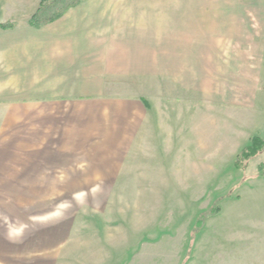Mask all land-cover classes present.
Segmentation results:
<instances>
[{
	"label": "crops",
	"instance_id": "obj_1",
	"mask_svg": "<svg viewBox=\"0 0 264 264\" xmlns=\"http://www.w3.org/2000/svg\"><path fill=\"white\" fill-rule=\"evenodd\" d=\"M40 2L0 0V23L16 26L0 28V195L145 194L140 190L152 184L141 181L154 180L153 167L164 169L175 155L188 178L191 171L196 180L210 172L230 178L198 209L192 227L231 193L198 235H187L177 264H264V176L231 192L242 178L239 152L257 133L263 137L245 120L264 121V110H243L240 122L235 111L234 124L222 127L220 105L209 104L212 116L205 105L214 84L237 82L241 60H222L216 41L223 17L225 31L237 30L242 13L223 8L222 0H85L34 28L29 20ZM241 64L252 82V66ZM116 78H132L133 93L111 91ZM163 85L172 88L164 103ZM222 159L224 171L206 170ZM248 184L257 187L242 192ZM64 221L47 225L40 214L17 226L0 220V244L54 247Z\"/></svg>",
	"mask_w": 264,
	"mask_h": 264
},
{
	"label": "rangeland",
	"instance_id": "obj_2",
	"mask_svg": "<svg viewBox=\"0 0 264 264\" xmlns=\"http://www.w3.org/2000/svg\"><path fill=\"white\" fill-rule=\"evenodd\" d=\"M222 3L223 8L241 12L242 16L237 30L225 31L229 20L223 17L221 21L220 40L216 38L221 44V59L232 57L248 61L253 70L252 82H247L246 71L238 61L237 82L220 81L212 86L214 95L207 93V113L209 111L211 116L214 113L209 104L220 105L221 114L216 112V119L224 127L234 124L230 117L235 111L240 122L246 119L241 111L253 109L257 113L264 110V0H222ZM108 87L117 93H133L134 81L132 78H116ZM167 91L172 92V88L166 89L163 85L164 93L159 95L163 103ZM189 97L190 102L197 101L193 95L189 94ZM245 121L248 130L263 129L261 137L264 138V121L256 117L253 123L249 118ZM208 142L209 139L207 149H210ZM221 151L224 155V146ZM226 157L224 155L223 159ZM223 159L222 163H207L206 170H213L215 166L216 170L222 168L224 171ZM180 161L181 158L174 155L167 158L162 165L164 169L153 167L151 176L156 178L141 181L152 184L151 189L140 190L147 191L145 194H131L132 189L129 190L131 193L127 190L130 194L117 196H23L14 194L19 190L13 189L10 190L13 195H0V220L14 226L22 219L32 221L37 214L40 219L45 218L47 225L66 220L61 244L45 250L38 248L35 242L0 244V264H177L184 239L188 234L198 235L205 226L198 233L193 232L192 221L198 209L208 205L213 191L227 187L230 182L229 176L215 179L211 172L206 173L203 180H196L192 178L191 170L188 178ZM261 163H264V153L252 159L246 171L237 168L240 170L238 176L242 178L231 192L238 190L247 180L256 178L254 175ZM246 176L248 178L244 180ZM255 187L248 184L241 190L244 192ZM70 236V242H66Z\"/></svg>",
	"mask_w": 264,
	"mask_h": 264
},
{
	"label": "trees",
	"instance_id": "obj_3",
	"mask_svg": "<svg viewBox=\"0 0 264 264\" xmlns=\"http://www.w3.org/2000/svg\"><path fill=\"white\" fill-rule=\"evenodd\" d=\"M84 1L85 0H41L38 9L30 17L29 25L34 28H41L47 24L53 23L63 17L70 9L77 7ZM15 27L13 23H0V28L3 30L14 29ZM262 153H264V138L257 133V135L251 138L250 144L245 146L238 154L235 165L238 169L246 171L249 162ZM263 176L264 163H261L254 177ZM247 178L246 176L244 180ZM230 195L231 194L228 193L227 195L218 197L211 208L199 214L193 228L195 234L203 228L207 219L221 212L222 199ZM194 236L195 235H193V237Z\"/></svg>",
	"mask_w": 264,
	"mask_h": 264
}]
</instances>
